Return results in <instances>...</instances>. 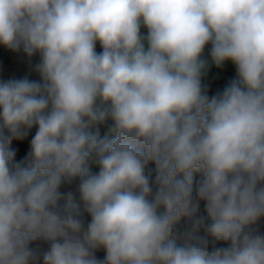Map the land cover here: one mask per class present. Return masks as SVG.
I'll return each instance as SVG.
<instances>
[{
    "label": "clouds",
    "instance_id": "9594fccd",
    "mask_svg": "<svg viewBox=\"0 0 264 264\" xmlns=\"http://www.w3.org/2000/svg\"><path fill=\"white\" fill-rule=\"evenodd\" d=\"M0 46V264H264V0H0Z\"/></svg>",
    "mask_w": 264,
    "mask_h": 264
},
{
    "label": "trees",
    "instance_id": "16d2710c",
    "mask_svg": "<svg viewBox=\"0 0 264 264\" xmlns=\"http://www.w3.org/2000/svg\"><path fill=\"white\" fill-rule=\"evenodd\" d=\"M142 32L146 34V29H142ZM210 48V46H209ZM97 51H101L99 44H97ZM205 58L208 62V69L206 76L204 78V84L207 86L209 95H214L218 90H222L223 87L236 76V70L234 65L227 63L223 68H217L211 56L209 55V49L205 50ZM39 62V56L35 57L30 65L27 62V59L23 57L22 54H16L11 50L0 46V80H10V79H23L27 77L30 80L39 81L40 77L35 71V64ZM111 127V121L107 125L101 126L99 129V135L101 138L111 137L112 133L109 131ZM36 128H33L29 131L28 136L24 138V141L17 142L13 141V147L17 150V159H22L29 148V142L31 137L34 136ZM95 131V130H94ZM90 166L93 172H97V166L90 162ZM149 168L153 169V177L155 175L154 165H149ZM197 181L200 179V176L197 175ZM68 189H62V191H67ZM72 190L75 191V186L72 187ZM203 202H201V211H203ZM187 222L181 220V222L176 226L175 231L178 235H182L186 230ZM99 257H103L105 253L103 250L97 252Z\"/></svg>",
    "mask_w": 264,
    "mask_h": 264
}]
</instances>
